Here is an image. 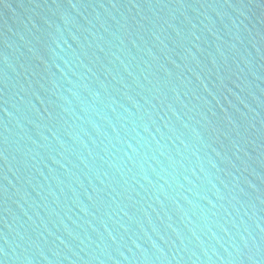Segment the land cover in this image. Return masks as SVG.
I'll return each mask as SVG.
<instances>
[{"label": "water", "instance_id": "water-1", "mask_svg": "<svg viewBox=\"0 0 264 264\" xmlns=\"http://www.w3.org/2000/svg\"><path fill=\"white\" fill-rule=\"evenodd\" d=\"M0 264H264V0H0Z\"/></svg>", "mask_w": 264, "mask_h": 264}]
</instances>
